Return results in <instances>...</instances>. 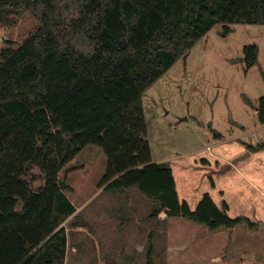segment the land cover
Wrapping results in <instances>:
<instances>
[{
	"label": "trees",
	"instance_id": "16d2710c",
	"mask_svg": "<svg viewBox=\"0 0 264 264\" xmlns=\"http://www.w3.org/2000/svg\"><path fill=\"white\" fill-rule=\"evenodd\" d=\"M26 12L37 28L0 49V264H56L38 253L74 212L58 174L86 146L106 157V190L138 187L169 217L211 231L241 221L208 195L193 212L179 203L171 168L152 163L142 94L214 25L222 37L230 25L264 26V0H0V25ZM242 51L248 70L258 48ZM256 109L264 124V95Z\"/></svg>",
	"mask_w": 264,
	"mask_h": 264
},
{
	"label": "rangeland",
	"instance_id": "374dc122",
	"mask_svg": "<svg viewBox=\"0 0 264 264\" xmlns=\"http://www.w3.org/2000/svg\"><path fill=\"white\" fill-rule=\"evenodd\" d=\"M37 26L28 12L12 26L0 25V49L6 42L17 48ZM230 28L222 37V25H214L144 91L142 107L151 159L171 168L179 203L193 212L208 195L229 219L241 221L211 231L169 217L138 187L106 190L99 186L106 157L86 146L58 174L74 212L61 216L58 236L38 256L56 264H214L215 257L264 264V150L251 149L264 144V125L255 114L264 95V26ZM247 45L258 48L248 70L242 61ZM249 152L253 157L238 170L221 172L224 160ZM31 177L33 190L43 185L38 169Z\"/></svg>",
	"mask_w": 264,
	"mask_h": 264
},
{
	"label": "crops",
	"instance_id": "0c3cea01",
	"mask_svg": "<svg viewBox=\"0 0 264 264\" xmlns=\"http://www.w3.org/2000/svg\"><path fill=\"white\" fill-rule=\"evenodd\" d=\"M255 114H256V116H257L256 108H255ZM261 125H264V124H261ZM217 134H218V135H217ZM213 136L216 137V138H218V139L222 137V135H221L220 133H218V132H214V135H213ZM249 153H250L249 158L253 157L254 153H252V152H249ZM249 158L247 157V158L244 159L243 161H240V162H238L237 164L232 165L231 168H230V170H231V169H236V170H238L239 167H240V165H243V164H244ZM230 162H231V161L224 160V165L227 166ZM152 163H154V162L152 161ZM155 164H158V163H155ZM212 260L217 261V262H220V263H223V264H226V262H225V261H222L219 257H215V258H213Z\"/></svg>",
	"mask_w": 264,
	"mask_h": 264
},
{
	"label": "water",
	"instance_id": "95a60500",
	"mask_svg": "<svg viewBox=\"0 0 264 264\" xmlns=\"http://www.w3.org/2000/svg\"><path fill=\"white\" fill-rule=\"evenodd\" d=\"M186 55H187V53H186L185 55H183V58H185ZM248 156H249V153H246V154H244V155H242V156H239V157L233 159V160H232V161H231V162H230V163H229V164H228V165H227V166H226L221 172H224V171L230 169L232 165H235V164H237L238 162L243 161V160L246 159ZM214 264H222V263L215 262Z\"/></svg>",
	"mask_w": 264,
	"mask_h": 264
}]
</instances>
